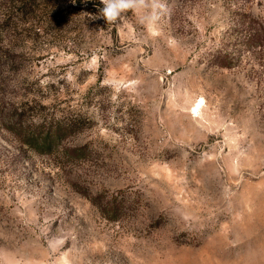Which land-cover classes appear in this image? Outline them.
<instances>
[{
    "label": "rangeland",
    "instance_id": "obj_1",
    "mask_svg": "<svg viewBox=\"0 0 264 264\" xmlns=\"http://www.w3.org/2000/svg\"><path fill=\"white\" fill-rule=\"evenodd\" d=\"M33 2L0 9V264H264V47L236 41L264 0L154 30Z\"/></svg>",
    "mask_w": 264,
    "mask_h": 264
},
{
    "label": "clouds",
    "instance_id": "obj_2",
    "mask_svg": "<svg viewBox=\"0 0 264 264\" xmlns=\"http://www.w3.org/2000/svg\"><path fill=\"white\" fill-rule=\"evenodd\" d=\"M103 5L99 9L98 16H91L92 19L103 18L107 23H115L122 14L131 12L137 16L139 23L150 30H154L161 18L168 11L167 5L162 0H100Z\"/></svg>",
    "mask_w": 264,
    "mask_h": 264
},
{
    "label": "trees",
    "instance_id": "obj_3",
    "mask_svg": "<svg viewBox=\"0 0 264 264\" xmlns=\"http://www.w3.org/2000/svg\"><path fill=\"white\" fill-rule=\"evenodd\" d=\"M33 1L34 0H1L0 9L8 13L4 21H11L13 16L16 19H20L22 22L32 19V13L38 8ZM241 17L243 22L238 23L237 27L240 28L241 34L243 33V35L238 36L236 41L249 48L253 47L261 50L264 47V20L254 18L248 14ZM15 115L18 116L17 114Z\"/></svg>",
    "mask_w": 264,
    "mask_h": 264
}]
</instances>
